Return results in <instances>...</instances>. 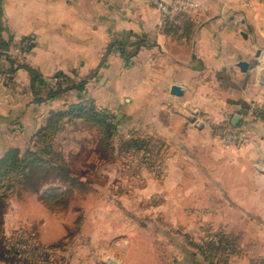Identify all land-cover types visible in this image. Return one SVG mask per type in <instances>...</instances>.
I'll return each mask as SVG.
<instances>
[{"label":"rangeland","instance_id":"obj_1","mask_svg":"<svg viewBox=\"0 0 264 264\" xmlns=\"http://www.w3.org/2000/svg\"><path fill=\"white\" fill-rule=\"evenodd\" d=\"M155 1L162 0L146 3L156 8ZM14 40L0 56V82L12 87L14 101L13 114L0 117V172L11 181L0 189V264H264L258 165L235 170V156H182L159 133L121 131L111 111L105 112L116 123L111 136L90 120L68 117L49 141L37 143L53 111L88 104L85 88L76 87L86 78L46 73L32 54L35 40ZM60 86L67 90L49 98ZM235 126L225 120L215 133L228 148L250 144ZM232 128L246 137L237 146L222 134ZM12 150L22 158L17 171L5 162ZM29 151L41 153L43 162L36 164ZM171 159L182 167L172 176L165 170Z\"/></svg>","mask_w":264,"mask_h":264},{"label":"crops","instance_id":"obj_2","mask_svg":"<svg viewBox=\"0 0 264 264\" xmlns=\"http://www.w3.org/2000/svg\"><path fill=\"white\" fill-rule=\"evenodd\" d=\"M196 1L203 14L185 16L179 26L163 23L146 0H0V6L4 36L32 37V54L46 73L90 78L85 98L113 112L121 131L147 129L182 156H235V170L252 162L264 173V117L251 110L264 102V3ZM129 32L145 35V45L127 57L115 41ZM174 84L183 95L171 92ZM12 91L0 82L5 120L13 114ZM237 114L236 125L252 142L228 148L215 130ZM165 168L170 175L182 170L174 159Z\"/></svg>","mask_w":264,"mask_h":264},{"label":"trees","instance_id":"obj_3","mask_svg":"<svg viewBox=\"0 0 264 264\" xmlns=\"http://www.w3.org/2000/svg\"><path fill=\"white\" fill-rule=\"evenodd\" d=\"M7 27L5 26V22H4V12L3 9L0 6V56L2 55H6L8 51V48L10 46L13 45L14 43V36L13 35H9L8 37L4 36V33L7 32ZM130 35L135 34L132 32L128 33ZM138 37L137 41H132L128 43V38L125 39H118L117 41H115V45L116 47L121 51V53H123L124 55H126L127 57H130L131 55L135 54V49L130 48V46H133L135 48H141L142 46L145 45V35L143 34H135ZM32 38V37H30ZM25 38H23L22 40H24ZM33 39V38H32ZM34 40V39H33ZM136 44V45H135ZM35 45V43H32L30 45H28V49H32V47ZM131 50V52H129ZM5 51V52H4ZM27 67H29L27 65ZM29 69H32L31 66L29 67ZM57 76H65L67 79H70V76L68 73H65L64 71H57L56 72ZM86 79L89 80L88 77H85ZM86 79L85 81H82L81 83H79L78 85H76V87H81V90L83 88H85L84 83H86ZM70 88V87H68ZM67 90V87H62L60 86V89L57 90H51L49 93V98H54L59 96L61 93H63L64 91ZM40 100H44L41 97H39L38 99ZM87 105H73L71 106V108L69 110H65V111H53L51 117L47 120V125H44L41 127V129L38 131L36 137H37V143H41V141H44L45 143L47 141H49L52 133H54L57 130V125L60 123V121L62 119L65 118H70V119H74V118H81V119H87L90 120L93 123H96L97 125H99L100 129H104L103 132H105V135L111 136L112 135V131L116 128V123L109 121L108 120V116L105 113L106 111L99 108L97 106V104L95 103V101H91L88 100ZM246 106V105H245ZM255 112H257L256 114L264 117V110H262L261 108L259 110H256ZM235 127H239L238 125H236ZM49 147V146H48ZM18 150H12L9 151L7 154V157L5 159V162L7 161H11V163L7 166L8 169H13L16 168L15 171H17L19 169V167L21 166L22 163V158L18 156V154H14V152H17ZM29 154L31 156H33V161H35L36 164H39L41 162H43V160L41 159V156L38 151L37 152H33V151H29ZM30 158V157H28ZM28 160V159H27ZM68 170V168L65 169V171ZM5 175V173L0 172V189H2L4 186V184L6 185L8 181H6V177L3 178V176ZM21 176V174L19 175ZM10 182L9 181L7 184V187H10ZM6 187V188H7ZM5 188V190H6ZM7 191V190H6ZM57 191L52 190L49 191V205L51 206V208H54L55 204L52 202L56 196H57ZM0 260H3L0 257Z\"/></svg>","mask_w":264,"mask_h":264},{"label":"built area","instance_id":"obj_4","mask_svg":"<svg viewBox=\"0 0 264 264\" xmlns=\"http://www.w3.org/2000/svg\"><path fill=\"white\" fill-rule=\"evenodd\" d=\"M155 7L160 11L163 23H171L178 26L184 23L185 16L197 17L203 10L201 3L196 0L155 1ZM133 36L134 41H137L138 37L136 35ZM252 107L256 110H259L260 108L264 110V102L254 104ZM222 134L226 143L229 145L237 146L246 140L244 134L235 128L224 129L222 130Z\"/></svg>","mask_w":264,"mask_h":264},{"label":"water","instance_id":"obj_5","mask_svg":"<svg viewBox=\"0 0 264 264\" xmlns=\"http://www.w3.org/2000/svg\"><path fill=\"white\" fill-rule=\"evenodd\" d=\"M171 92L173 93V94H175V95H183L184 94V90H183V88L180 86V85H172V89H171ZM239 119H240V115H235L234 117H233V119H232V122L234 123V124H237L238 123V121H239ZM192 120H194L193 118H192ZM109 264H118L117 262H112V263H109Z\"/></svg>","mask_w":264,"mask_h":264}]
</instances>
